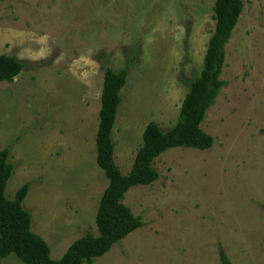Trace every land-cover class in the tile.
<instances>
[{
  "label": "rangeland",
  "instance_id": "1",
  "mask_svg": "<svg viewBox=\"0 0 264 264\" xmlns=\"http://www.w3.org/2000/svg\"><path fill=\"white\" fill-rule=\"evenodd\" d=\"M214 0H0V54L24 63L0 81V149L13 171L7 198L22 206L58 259L86 231L107 185L95 161L102 67L129 62L112 129L120 172L131 167L145 124L176 122L199 73ZM225 45V85L200 124L213 143L175 147L158 178L122 202L142 226L92 264H264V0H242ZM0 264H23L13 254ZM85 264V263H83Z\"/></svg>",
  "mask_w": 264,
  "mask_h": 264
},
{
  "label": "trees",
  "instance_id": "2",
  "mask_svg": "<svg viewBox=\"0 0 264 264\" xmlns=\"http://www.w3.org/2000/svg\"><path fill=\"white\" fill-rule=\"evenodd\" d=\"M242 0H214V25L208 38L199 73L188 83L181 100L176 122L162 130L149 121L145 124L141 145L137 148L131 167L122 174L113 158L112 129L121 90L129 70V62L114 70L102 67V87L98 122L94 135L95 161L102 169L107 185L102 191L95 212L96 234L89 231L72 241L58 259L50 257V249L42 237L31 230V215L22 206L29 183H23L6 196V184L13 171L8 160V147L0 149V259L13 254L23 264H92L95 257L105 254L113 244L142 226L122 200L125 193L137 185H148L158 178L153 163L164 151L185 147L204 150L211 147L212 137L200 124L206 110L213 104L225 81L220 78L224 65L225 45L230 39L242 11ZM24 63L12 55L0 54V81L12 82ZM264 133V128L261 129ZM219 264H231L223 249H219Z\"/></svg>",
  "mask_w": 264,
  "mask_h": 264
}]
</instances>
